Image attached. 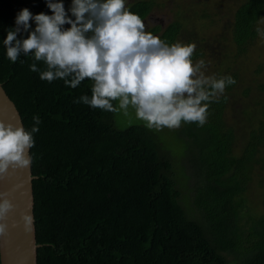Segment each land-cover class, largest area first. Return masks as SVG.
Wrapping results in <instances>:
<instances>
[{"label": "trees", "instance_id": "obj_1", "mask_svg": "<svg viewBox=\"0 0 264 264\" xmlns=\"http://www.w3.org/2000/svg\"><path fill=\"white\" fill-rule=\"evenodd\" d=\"M156 1L126 0V6L143 18ZM63 4L67 10L71 0ZM24 8L51 14L45 0H0V85L26 130L33 116L41 121L29 167L36 264H264L263 110L239 109L255 112L256 118L247 115L245 133L225 120L234 84L210 104L203 126H118L122 114L74 102L91 95L92 81L73 89L60 79L41 80L30 65L45 66L31 55L8 60L3 40ZM263 15L264 0L235 4L226 24L234 56L260 36ZM176 17L149 31L173 43L182 27ZM203 53L195 48L193 59ZM235 73L217 75L236 81ZM238 91L248 94L247 87ZM182 149L187 167L175 155ZM257 168L252 204L244 194Z\"/></svg>", "mask_w": 264, "mask_h": 264}, {"label": "clouds", "instance_id": "obj_2", "mask_svg": "<svg viewBox=\"0 0 264 264\" xmlns=\"http://www.w3.org/2000/svg\"><path fill=\"white\" fill-rule=\"evenodd\" d=\"M45 3L51 14L24 8L16 15V27L3 40L6 56L13 63L22 54L43 62L44 70L33 63L30 71L44 81L60 79L73 89L86 78L92 81L91 95L76 103L124 117L131 110L149 129L174 130L182 124L203 126L210 104L236 83L230 75L208 74L203 59L194 61V43H168L147 31L126 0H71L67 10L63 0ZM22 31L27 37L18 39ZM256 31L264 37V30ZM32 119L30 131L0 120V180L30 167L33 134L41 123L38 115ZM8 197L0 192V237L8 234L15 207ZM32 222L31 212H22L11 227L27 233Z\"/></svg>", "mask_w": 264, "mask_h": 264}, {"label": "rangeland", "instance_id": "obj_3", "mask_svg": "<svg viewBox=\"0 0 264 264\" xmlns=\"http://www.w3.org/2000/svg\"><path fill=\"white\" fill-rule=\"evenodd\" d=\"M238 1L157 0L142 20L145 23L146 30L149 31V28L153 25L163 26L178 15L176 18L181 21L182 27L174 42L194 43L196 48L204 50L203 58L199 56L194 61L203 59L208 74H222L226 70L235 69L237 79L234 87L228 93L229 103L225 109L224 117L236 129L241 126V132L244 131L245 133L247 127L251 125V123L248 125V122H246L248 114H252L253 111L256 112L257 109L261 112L263 110L260 120L264 121V37L259 36L256 38L244 53L235 56L232 54V43L228 37L226 24L230 19L233 7ZM200 9H203L207 16H201L199 14ZM262 20H264V17H262ZM224 67H227L226 70H223ZM242 87H247V95H240L238 90ZM242 106H246L248 110L253 111L239 110ZM254 113L251 117L256 118ZM132 121L143 123L136 119L134 112L130 110V116L120 119L118 126ZM164 135L169 136V139L173 137L172 134L167 135L164 133ZM237 142L240 146V140H237ZM259 151L261 155L264 154L263 147ZM184 153V149H182L175 155L184 161L186 158ZM183 163L186 167L190 165V161H184ZM260 174L261 172L257 168L253 175L254 180L250 182L244 194L246 201L252 202V204H256L258 200L256 193L258 188L254 184Z\"/></svg>", "mask_w": 264, "mask_h": 264}, {"label": "water", "instance_id": "obj_4", "mask_svg": "<svg viewBox=\"0 0 264 264\" xmlns=\"http://www.w3.org/2000/svg\"><path fill=\"white\" fill-rule=\"evenodd\" d=\"M0 120L20 126L18 112L0 85ZM30 169H18L11 175L0 180V192L9 193V199L15 205L9 214V231L0 237V264H36L35 248L37 243L34 238L33 222L29 232H24L21 227H11L19 222L22 212H31L32 194ZM33 219V218H32Z\"/></svg>", "mask_w": 264, "mask_h": 264}]
</instances>
